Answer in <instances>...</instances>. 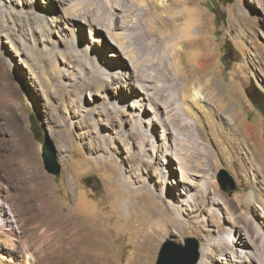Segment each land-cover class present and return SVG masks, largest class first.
Listing matches in <instances>:
<instances>
[{"label": "rangeland", "instance_id": "obj_1", "mask_svg": "<svg viewBox=\"0 0 264 264\" xmlns=\"http://www.w3.org/2000/svg\"><path fill=\"white\" fill-rule=\"evenodd\" d=\"M42 1L39 0L41 5ZM86 1L87 3L85 0H67L60 3L56 0L52 3L51 0H44L43 8L54 10L56 15H64L68 11L72 13L73 7L101 13L107 2ZM193 1L199 13L198 17L201 18L199 22L205 31L207 42L208 50L203 56L207 64L205 73L208 78L221 85L220 97H225L228 102V117L235 119L233 122L241 118L256 127L258 133L250 142L258 160L253 164L249 158L254 159V155L249 156L244 150L242 156L237 153L229 139L235 135V131L225 127L222 133L218 134V139L228 152L205 153V146L207 148V145L215 142V138L207 133L208 122L205 120V113L209 111L207 109H216L217 106L213 101H208L209 104L203 102V105L193 100L179 101L183 102V107L190 105L189 108L192 109L187 106L188 109L185 110V107L182 109L181 115L176 119L178 122L171 125L175 132H171L170 136L174 137L176 135L174 133L180 130L188 131H184L187 135L181 133L184 140V156L187 158L185 162L188 165L203 166V171L196 187L188 194L178 189L182 185L181 170L176 168L178 162L170 163L175 167L167 172L169 178L166 177L172 181V184L167 185L173 192L166 195L165 200L146 191L145 195L142 192H134L118 179L129 175L133 185L138 186L142 178L136 172L141 171V165L133 154L137 153L141 158H150L141 152L139 147L141 141L137 136L133 135L130 138L121 132L119 134L115 132L122 125L125 129L130 128L132 115L140 113V109H134L132 104H126V101L130 100L131 103L134 100L140 101L143 97L142 92L132 90L129 80L125 85L127 78L124 75H121V81L112 82L108 81V78L113 77L107 74L109 84L107 88L102 87L100 77L93 80L91 76L92 81H87L85 77L92 73L88 68L81 67L78 61L70 58L66 52L71 49L70 42H75L89 49L91 56L102 57V52L96 53L97 47H94L95 42H92L96 28L99 31L100 29L82 20L68 22L63 18L61 22L59 21L58 31L50 36L36 29L32 34H28V31L21 27L18 29V26L8 28L10 20L7 18L3 20L4 18L0 16V198L10 207L19 235L13 236L17 245L14 250L6 241L7 231L5 233V229L0 227V264H27L28 261L35 264H84L75 255H71V258L65 256V248L66 254L68 253L66 243L74 231L69 225L63 224V219L68 216L78 224L86 222L90 227L98 225L101 237L97 236L96 240L101 245L110 244L113 257L107 262L101 261L97 264H127L128 261L130 264H156L159 251L166 240H174L180 245H185L188 237L199 240L201 257V245L208 238L207 235L216 239L232 234L231 219L236 217L242 219L243 215L249 216L252 220L249 221L252 234L256 236L257 231L259 232V237L257 235L250 249L260 250L261 240L264 239V210L258 208V199L248 201V198L252 193H260L264 197V176L260 172L261 170L264 172V114L250 98L256 90H260L264 95V0H233L226 4L219 3V0ZM13 5L19 8L16 0ZM138 5L140 12L142 7ZM218 5L221 10L219 18L213 10ZM45 9L41 8L39 11L45 12ZM139 12L136 9V12L130 14L131 18L136 20V17L141 16ZM223 16L225 19H222ZM25 24H30V21H26ZM105 29L107 30L105 42L108 43V38L109 42H112L111 28L105 26ZM123 29L118 30L126 32ZM44 37L57 40L58 47ZM149 39L155 40L156 37L152 36ZM101 41L98 42L99 47H103L104 41ZM127 41L130 39L127 38ZM229 42L235 50L237 59L230 68H226L222 56ZM128 43L132 49L131 42ZM86 44L89 46L86 47ZM57 48L61 52H55ZM106 48L108 49L103 51L105 56L110 53L112 49L109 48L112 46L106 45ZM40 49H47L43 56L39 53ZM98 50L102 51V48ZM106 57L110 61L115 59V56ZM99 63L105 64L104 61ZM133 78L136 77L133 75ZM133 83L138 84L137 80H133ZM203 83L202 81L201 84ZM146 89L148 93L149 88ZM203 91L204 94H211L210 89L205 88V84ZM104 96L111 98L114 101L113 105L127 113L128 116L123 115V118L127 119L126 123L121 122L120 116L114 117L113 121L109 120L102 104L105 102ZM144 100L148 101L147 98ZM147 107L153 109L149 104ZM89 108L97 111L89 113ZM159 109L162 110L160 107ZM187 110H190V115H186ZM192 113L194 115L190 117ZM145 115L149 117L154 115V112L149 110ZM165 116L169 115L165 113ZM33 118L36 119L38 130L41 131L39 136L32 130ZM158 122L159 119L155 118V133L148 140L147 147L150 149L155 143L159 149L157 153L162 154L160 149L164 148V141L160 137L162 127ZM185 124L188 126L187 129L184 128ZM195 139H199L201 143H196ZM127 140L133 153L125 149L124 144ZM44 147L53 153L60 163L61 171L58 174L50 173L46 169ZM150 153L154 155L152 148ZM170 164H165V169L171 168ZM155 166H158V161ZM143 168L146 170L144 164ZM221 169H226L235 178L236 189L226 191L221 187L217 179ZM208 187L211 193H217L216 196L221 201L219 205H211L207 198L203 197L201 191ZM181 194L192 200L196 197L203 199L205 210L188 216L183 215V222L176 220L170 231H164L165 235L157 241L143 238L140 242L141 247H137L131 234V222L125 216V200L136 199L140 209L145 204L156 211H161L160 207L166 209V204H180L178 199ZM170 195L175 196V201ZM118 210L122 213L117 214ZM71 212L74 215H70ZM183 224L188 227L185 228ZM46 233L50 236L47 237ZM221 248L222 246L217 243L215 256L211 259L212 264H222L221 256L225 253L229 258L227 264H230L232 262L230 259L234 255L240 258L242 253L240 244L234 249Z\"/></svg>", "mask_w": 264, "mask_h": 264}, {"label": "bare ground", "instance_id": "obj_2", "mask_svg": "<svg viewBox=\"0 0 264 264\" xmlns=\"http://www.w3.org/2000/svg\"><path fill=\"white\" fill-rule=\"evenodd\" d=\"M54 1L56 0H51L52 3ZM58 1L60 3H65L67 0ZM94 1L92 0V2ZM137 1L140 3H137ZM17 2L19 4V8H16L13 5L14 0H0V16H2L1 18H4L3 20H10V26L8 28H17L18 26V29L21 27L24 31H28V34H32V32L36 29L40 30L42 34L50 36L58 31L57 28L59 29L60 25L59 21L61 22L63 18H65L68 22L77 19L82 20L87 24L89 23L91 26L96 25L100 31L96 28V31L94 32L96 35H93L92 42H95L93 45L94 47H97L95 48L96 53L99 54L102 52L103 56L100 58H97V56L93 57L89 54V49L80 46L75 42H70L69 47H71V49L68 51L66 50V52H68V56L77 60L81 67L89 69L92 73L91 75H87L86 77L82 75L89 82L92 81V77L93 80L100 77L103 83L102 87L107 88L109 85L107 83V74L113 77V79L108 78V81L112 82H114V80L121 81V75H124L127 78L125 79V85L128 84L129 80L131 85L130 88L132 90L142 92L143 97L140 98V101L135 102L134 100L132 103L130 100L126 101V104H132L134 109H140V113L132 115L133 118L130 128L125 129L122 125L120 129L116 128L117 130H115L116 133L119 134L121 132L123 135H126V137L131 138L133 135L137 136L139 141H141L139 146L141 147V152H144V154L150 157L141 158L140 155H137V153L133 154L134 158L140 162L138 164L141 165V171L136 173L139 174L142 181L137 186L133 185L129 175H127L126 178H118L125 184L126 187H130L131 190H134V192H142L144 195V191H146L154 196H160L165 200L166 195L173 192L169 185H167L169 183L172 184V181L166 177L168 176L167 172L175 167L170 164L173 161L178 162L176 168L181 170L180 181L182 182V185L178 187L179 191L182 190L184 193H190L192 189L196 187L201 176L200 173L203 171V166L199 167L198 165H188V163L185 162V159L187 158L184 156L185 150L183 149L184 140L182 136L188 131L184 130L185 132H181V130H176L177 132L174 133L176 135H174V137L170 136L171 132H175L172 124H176L178 122H176V119H178L181 115L180 112L183 111L182 109L185 107L184 109L186 110L190 107V105H184L183 107V102L180 103L179 101L187 102L193 100L200 104L203 102L209 104L208 101H213L216 104V109L209 108L207 109L209 111H206L205 113V120L208 122V132H206L215 138L214 143L212 142V144L207 145V148L205 146V153L211 152L212 154H216L217 152H222L225 154L228 152V149L223 147L221 145V141L218 139V134L222 133L221 131L225 127L228 129H234L235 131V135L229 138L231 146L235 149V151L240 153L241 156L243 155V150L246 151V154L249 156L254 155V159L248 157L253 164H255V161L258 160V156L254 153L250 142V139L258 133L256 127L241 118L233 122L235 119L232 120L228 117L229 105L225 97H220L222 90L221 85L213 79L208 78L205 73L207 64L204 61L203 56L208 50L207 42L204 36L205 31L199 22L201 18L198 17L199 13L193 0H107L105 5L106 7L101 13L81 9L82 7L74 8L71 6L73 7V11L70 10L72 13H68V11L64 15H56L54 14L55 12H53L54 10L50 11V9L46 10L43 8L44 0L42 1V5L39 0H16V3ZM85 2L87 3L86 0ZM96 2L97 1H95V3ZM77 4L80 5L82 3ZM137 4H140L142 7L140 12V9L138 8L139 5L137 6ZM41 8L45 9V12L39 11ZM52 9H54V6ZM86 9L88 8L86 7ZM116 9H120V11H117ZM136 9H138L141 16L138 13L139 17H136L135 20L131 18L130 14L134 11L136 12ZM26 21H30V24L26 25ZM75 23H72V25L74 26ZM105 26H109L111 28L110 31L113 37L112 42H109V38L108 43L105 42L107 41V36H105V32L107 33V30L105 29ZM123 28L126 32L118 30ZM152 36H155L156 39H149ZM127 38H129L130 41H127ZM44 39L50 40L56 47H58L59 43H57V40L55 41L54 39L52 40V38L45 37ZM101 40L104 41L103 47H99L100 45H98V42ZM128 42H131V45L133 46L132 49L129 48L130 44ZM106 45L112 46V48H109L112 50L110 53H107L106 56H115L113 61H110V59L105 56V53H103V51L108 49L106 48ZM87 46L89 45L86 44V47ZM101 48L102 51L98 50ZM34 49L36 48L34 47ZM57 49L58 50H55V52H61L59 48ZM45 50L47 51V49H40L39 53L43 56L45 54L44 52H46ZM51 50L52 49H50V51ZM98 60L104 61L105 64L100 65ZM133 75L136 77L135 79L133 78ZM133 80H137L138 84H134ZM202 81L204 82L203 84H201ZM204 84L205 88L210 89V95L203 93ZM147 87L149 88L148 93L146 89ZM145 98H147L148 101L144 100ZM104 100L105 102H102V104L104 110L108 114L107 116L109 117V120L113 121L114 117L120 116L121 122L126 123L127 119L123 118V115H127V113L120 109L117 105H113L114 101L111 98L104 96ZM118 102L120 103L119 100ZM148 104L153 108L152 110L154 115L146 117L145 113H149V110L152 111L149 107H147ZM159 107L162 108V110L159 109ZM190 110L186 111V115H190ZM96 111L93 108H89V113H95ZM165 113L169 116H165ZM129 115L131 114L129 113ZM192 115H194V113H192L190 117H193ZM195 116L197 117V115ZM155 118L159 119L158 124L162 127L160 137L164 141V148L160 149L162 154L157 153L159 149L154 143V146L150 147V149L152 148V150H154L153 155L147 147V142L155 133ZM184 128H188L187 124L184 125ZM199 133L200 138H202V131L200 130ZM185 134L187 135V133ZM195 142H199V144L201 143L199 139H195ZM173 143L175 146H173ZM124 146L128 152L133 153L128 140ZM155 152L157 154L156 156ZM157 156L159 160H157ZM157 161L158 166L156 167L155 164ZM143 164L146 166V170L143 168ZM165 164H170L171 168L168 167V169H165ZM147 165L149 169H147ZM138 168L140 167L138 166ZM260 172H262L264 176V172L262 170ZM157 185L158 187L160 186V188H158ZM201 192L203 193V197L207 198L208 203L211 205H219L221 202L216 196L217 193H211L209 187L204 188ZM170 196L175 201V196ZM253 198L255 200L258 199L259 205L262 206L260 207L257 205L258 208L264 210V197L260 193H252L250 198H248V201L253 200ZM179 201L181 202L180 204L169 203L166 204V209H162L160 207L161 211H156L152 207L145 204H143V208L140 209L139 202H137L136 199L130 200L128 198L125 200V216L131 222V234L134 237L137 247H141L140 242L143 238L157 241L162 235H165L164 231H170L171 226L174 225L176 220L183 222V215L188 216L194 212H203L205 210V203L203 199H198L196 197L192 200L183 197L181 194L178 199V202ZM117 212V214L122 213L120 210ZM138 214L140 215L138 216ZM70 215H74V213L71 212ZM249 221L251 222L252 220L247 215H243L242 219L236 217L233 220L231 219L232 234L224 235L223 237L216 239H213L212 236L208 234V238L201 245V257L197 264H212L211 259L215 256V246L217 243L222 246V250L224 248L234 249V247H237V244L241 245L242 253L240 258L239 256L237 258V256L234 255V257L230 259L232 261L230 264H244L245 262H248V264H264V239L261 240V247H259V251L250 249L256 240L257 235L259 237V232L257 231L256 236L252 234ZM63 222L64 225L67 224L74 229L69 241L66 243L68 253H70L66 254L67 249L65 248L66 257L71 258V255H75L79 257L84 264H97L101 261L107 262V260H110L113 257V249L109 246L110 244L101 245V243L96 240V237L100 235V229L97 227L98 225L90 227L86 222L78 224V222L74 221L70 216H68L65 220L63 219ZM183 226L185 228L188 227L186 224H183ZM0 227L5 229V233L7 231L8 236L6 241L14 247L12 249L15 250L17 245L13 236H19L16 220L12 215L10 207L3 202L1 198ZM45 235L47 237L50 236L49 233H46ZM227 256V253H225L224 256H221L223 262L222 264H227V260H229ZM27 264H35V262L31 263L28 261ZM127 264H130V262L128 261Z\"/></svg>", "mask_w": 264, "mask_h": 264}, {"label": "water", "instance_id": "obj_3", "mask_svg": "<svg viewBox=\"0 0 264 264\" xmlns=\"http://www.w3.org/2000/svg\"><path fill=\"white\" fill-rule=\"evenodd\" d=\"M43 156L46 169L50 173L58 174L61 171V165L54 154L44 147ZM217 179L226 191L237 187L235 178L226 169L219 171ZM185 242V245H180L174 240H166L159 251L156 264H197L200 259L199 240L195 237H188Z\"/></svg>", "mask_w": 264, "mask_h": 264}, {"label": "trees", "instance_id": "obj_4", "mask_svg": "<svg viewBox=\"0 0 264 264\" xmlns=\"http://www.w3.org/2000/svg\"><path fill=\"white\" fill-rule=\"evenodd\" d=\"M232 1L233 0H219V3L226 4V3H229V2H232ZM213 10H214V13L216 14L217 18H219L220 15H221V10H220L219 5L215 6V8ZM222 19H225V16H223ZM236 59H237V57H236L235 50H234L232 44L229 42V44H228V46H227V48H226V50H225V52H224V54L222 56V60H223V62L225 64L226 68H230L231 64ZM250 98L252 99L254 104L257 105V108L261 111V113L264 114V95H263V93L260 92V90H256V93L251 94ZM36 122H37L36 119L33 118L31 126H32V130H33L34 134L39 136L41 131H40V129L38 130Z\"/></svg>", "mask_w": 264, "mask_h": 264}]
</instances>
